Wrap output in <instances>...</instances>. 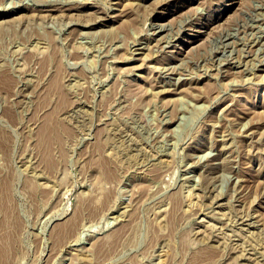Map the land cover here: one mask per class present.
<instances>
[{"label": "rangeland", "instance_id": "rangeland-1", "mask_svg": "<svg viewBox=\"0 0 264 264\" xmlns=\"http://www.w3.org/2000/svg\"><path fill=\"white\" fill-rule=\"evenodd\" d=\"M0 9V264H264V0Z\"/></svg>", "mask_w": 264, "mask_h": 264}, {"label": "bare ground", "instance_id": "bare-ground-1", "mask_svg": "<svg viewBox=\"0 0 264 264\" xmlns=\"http://www.w3.org/2000/svg\"><path fill=\"white\" fill-rule=\"evenodd\" d=\"M63 4H64V2H62ZM50 5V4H49ZM58 5V4H57ZM29 6V5H28ZM60 6V5H59ZM64 6V5H63ZM18 7V6H17ZM51 7V6H50ZM61 7V6H60ZM27 8V7H26ZM30 8V7H29ZM28 8V9H29ZM53 8H55V6H53ZM69 8V7H68ZM3 9V8H2ZM9 9V8H8ZM7 9V10H8ZM15 9V8H14ZM21 9V8H20ZM37 9V8H36ZM40 9V8H39ZM58 9V8H57ZM60 9V8H59ZM1 10V9H0ZM10 10V9H9ZM12 10V9H11ZM56 10V9H55ZM61 10V9H60ZM68 10V9H67ZM41 12H43V11H41ZM47 12V11H46ZM54 12V11H53ZM37 13V12H36ZM3 14V13H2ZM49 14V13H48ZM41 15V14H40ZM37 16H38V14H37ZM50 16H52V15H50ZM40 17V16H39ZM43 20V19H42ZM88 22H90V21H88ZM86 23V22H85ZM73 24H75V23H73ZM78 24H79V22H78ZM88 24V23H87ZM89 25V24H88ZM95 25V24H94ZM84 26H86V24H84ZM83 26V27H84ZM162 27V26H161ZM163 28V27H162ZM160 32V31H159ZM1 34V33H0ZM158 35V34H157ZM161 36V35H160ZM156 39V38H155ZM169 43V42H168ZM169 45V44H168ZM5 72V71H4ZM7 72V71H6ZM11 79L12 78H10V76H8V74H4V75H1V77H0V84H1V82H3V83H5V82H8L9 81V84H10V82H11ZM2 83V84H3ZM12 83V82H11ZM7 84L8 83H6V84H3V85H6V88H8V87H10L11 85H9L8 84V86H7ZM5 89V88H4ZM8 90V89H7ZM53 130H54V128H53V126H52V124H50V125H48V124H46L45 125V127L41 130V136L42 137H47L48 135V137H49V139L50 140H52V132H53ZM3 131V130H2ZM51 134V135H50ZM7 137V136H6ZM43 138V139H44ZM47 141H49L48 139H47ZM5 137H4V135H3V133L1 132V129H0V148H3V147H6L7 145H10V144H7V145H5ZM46 144H44V146H45ZM48 146V145H47ZM9 147H6V149H8ZM4 149V148H3ZM49 150L50 149H48V152H49ZM6 151V150H5ZM11 151V150H10ZM46 151H47V148H46ZM2 152H3V150H2ZM1 152V154H3ZM8 152V151H7ZM45 154H46V152H44ZM6 154V153H5ZM9 154H11V153H9ZM8 154V155H9ZM7 155V154H6ZM47 155V154H46ZM48 156V155H47ZM51 156V155H50ZM3 158L5 159L6 157H4V155H3ZM7 160H9V158L7 159ZM6 161V160H5ZM10 161V160H9ZM9 161H7L6 163H7V165H8V162ZM9 171V170H8ZM3 172V171H2ZM5 172V171H4ZM6 173V172H5ZM11 175V174H10ZM2 176V179H3V175H1ZM7 179V178H6ZM9 181L11 180L10 178L8 179ZM3 181V180H2ZM2 181H0L1 183H0V200H1V206H3V207H5V209L6 210H8V209H10V202H9V204L7 205L6 204V202L7 201H9V195L7 196V193H9V191H10V185H11V183L10 182H6L5 180L2 182ZM2 207V208H3ZM79 207H80V205H79ZM2 208H0L1 209V211H2ZM83 209H84V207H82ZM79 209L80 208H78V211H79ZM0 211V212H1ZM83 211V210H82ZM7 213H9V211H7ZM76 213H77V211H76ZM5 214V213H4ZM84 214V213H83ZM3 215V214H2ZM76 215V214H75ZM74 215V216H75ZM80 215H82V214H80ZM13 217V215H12V213L11 214H9L8 215V217H7V219H6V221H5V223L10 219V218H12ZM76 217V216H75ZM81 217H83V215L81 216ZM11 220V219H10ZM71 223V222H70ZM7 226V225H6ZM17 226V225H16ZM69 226V225H68ZM72 226V225H71ZM61 227V226H60ZM65 227V226H64ZM63 227V228H64ZM74 227H76V226H74ZM77 228H79V226L77 227ZM59 228H57V230H58ZM67 229H68V227H67ZM76 229V228H75ZM80 229V228H79ZM56 230V231H57ZM68 231V230H67ZM70 231H71V228H70ZM72 231H73V229H72ZM65 232V236L64 237H66V235H67V233L69 232H67L66 233V231H64ZM17 233V232H16ZM55 233H57V232H55ZM76 233V232H75ZM12 234H13V232H12ZM16 235V234H15ZM71 235H72V233H71ZM76 235V234H75ZM59 237H60V235H59ZM70 238V237H69ZM74 238V237H73ZM63 239H65V238H63ZM71 239V238H70ZM11 241L12 240V238H11V236L10 235H7V237H5L4 238V240L3 241ZM65 240H67V239H65ZM73 243V242H72ZM1 254V253H0Z\"/></svg>", "mask_w": 264, "mask_h": 264}]
</instances>
